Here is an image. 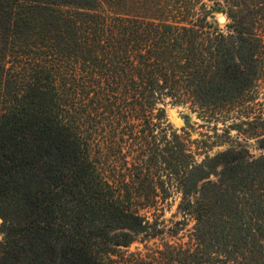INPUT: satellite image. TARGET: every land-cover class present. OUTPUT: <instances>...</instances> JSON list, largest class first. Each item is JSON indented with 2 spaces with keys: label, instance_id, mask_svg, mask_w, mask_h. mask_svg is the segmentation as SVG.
I'll list each match as a JSON object with an SVG mask.
<instances>
[{
  "label": "trees",
  "instance_id": "16d2710c",
  "mask_svg": "<svg viewBox=\"0 0 264 264\" xmlns=\"http://www.w3.org/2000/svg\"><path fill=\"white\" fill-rule=\"evenodd\" d=\"M207 1L227 32L186 23L187 5L173 0L151 4L163 16L150 21L137 2L119 14L116 0H0V264H117L149 230L140 207L166 187L151 177L163 169L195 221L182 264H264V115L229 125V148L200 163L154 123L166 98L216 118L256 98L264 0ZM116 106V122L138 120L141 131L129 133L130 174L109 176L120 152L111 159L112 145L94 143L111 134L106 123L119 136L108 122Z\"/></svg>",
  "mask_w": 264,
  "mask_h": 264
},
{
  "label": "rangeland",
  "instance_id": "374dc122",
  "mask_svg": "<svg viewBox=\"0 0 264 264\" xmlns=\"http://www.w3.org/2000/svg\"><path fill=\"white\" fill-rule=\"evenodd\" d=\"M160 1L161 0H116L114 3H116L115 7L118 11L117 13L126 14V12H119L118 8L123 9L125 3L131 5L133 2H137L140 8L137 7L134 11L140 12L142 19L150 21L154 17L159 18L163 16L161 13L152 12V8L149 7L154 3L156 4H154V6H159ZM167 1L170 2L172 0ZM173 3L175 5L172 7L174 10L184 8L183 6L187 5V7L182 10V14L188 19L186 23L192 21V24L193 21L197 19H203V21L208 24L207 27L213 29L218 28L221 31L227 32V15L213 10V4L207 0H173ZM148 9H151L149 10L150 12H145V10ZM180 17L181 16L177 13V18L180 19ZM221 18L224 19L223 22L220 21ZM107 53H109V51H107ZM105 70L106 66L103 63L101 68H97V74L93 77V80L99 81L104 78L103 73H106ZM62 72L64 75L68 73L70 76L73 71ZM261 72L254 102L246 108H239L235 112L223 114L219 118L211 116L210 114H203L200 109L192 106L190 103H173L171 98H166L165 102L159 105L160 109L165 110L163 121H154L158 127L157 132L163 135V131L165 130L170 133H172L173 130L177 131V133L183 137L187 149H192L195 155V161L199 163L205 158L207 159V157H205L206 153H208L209 158H212L216 154L227 150L231 145L230 143L227 144L229 140L227 139L228 136H226L229 125L264 115V66ZM119 110V106L114 107V112L108 121L109 123L113 121L115 127H118L119 136L117 133L112 132L114 128L106 123L110 131L109 133L111 134L105 136L101 135L102 138L101 136L96 137L94 143V147H97L96 143L100 140V149L102 148L105 153L108 151L106 146L112 145L111 159H115L117 153L120 152L118 156L123 160L120 159L121 162L115 164L112 162V164H110V169L113 167V171L106 168L109 176L113 174L117 176L118 174H130L127 168L131 167V165L125 167L124 164L132 159L129 155V149L132 150V148L131 146L128 147L131 144L129 142V133L132 131V128L135 133H137L138 130L141 131V126H139L140 122L138 120H132L131 118V121H122L121 125L120 121L117 123L116 117L121 118L118 114ZM93 124L96 125L95 122H93ZM245 129L253 131L252 126H245L244 130ZM123 135L126 140L121 139ZM231 137H233L235 141H239V143L247 146L249 152L255 157L261 155L262 151L257 150L259 143H257L256 140L248 139L247 134L239 135L236 131H231ZM205 142L208 144H205ZM160 172L161 176L152 173L151 177L155 180L156 185L161 183L160 178L164 179L167 184L166 187L162 191L158 190L154 192V196L148 203L147 200L143 199L142 203L145 206L140 207V215L145 218L149 230L138 236L136 241L129 248L122 249L120 256L115 259L117 264H168V261L165 260L167 252L168 254L170 253V257H174L176 264H182L180 258L183 255V251L187 247H191L195 244L192 237L194 234L195 221L186 210L188 208L187 205L185 206L183 196L176 187L175 182H169L168 173L164 169ZM169 246L173 247V251L168 250ZM182 246L184 247L182 248L183 251L180 249Z\"/></svg>",
  "mask_w": 264,
  "mask_h": 264
},
{
  "label": "water",
  "instance_id": "95a60500",
  "mask_svg": "<svg viewBox=\"0 0 264 264\" xmlns=\"http://www.w3.org/2000/svg\"><path fill=\"white\" fill-rule=\"evenodd\" d=\"M221 16V15H220ZM221 22H223L224 21V19L223 18H221V20H220Z\"/></svg>",
  "mask_w": 264,
  "mask_h": 264
}]
</instances>
